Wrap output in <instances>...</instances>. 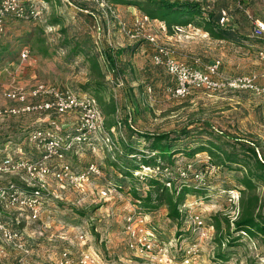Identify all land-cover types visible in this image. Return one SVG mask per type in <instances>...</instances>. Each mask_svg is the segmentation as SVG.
<instances>
[{
	"label": "rangeland",
	"instance_id": "obj_1",
	"mask_svg": "<svg viewBox=\"0 0 264 264\" xmlns=\"http://www.w3.org/2000/svg\"><path fill=\"white\" fill-rule=\"evenodd\" d=\"M35 1L44 7L41 19L25 21L6 16L0 24V106L16 104L4 98L9 88L16 87L24 92L35 83H46L95 96L81 88L88 80L87 65L82 56L71 61L67 59L69 47L62 46L65 39L87 42L93 46L95 53L106 48L115 53L119 49L141 44L133 54L126 52L117 57V72L125 85V93L116 92L114 95L109 86V91L100 93V96L105 100L111 96L114 98L121 119L128 118V107L132 108L131 125L139 132H177L185 127L192 130L187 138L174 143L171 150L177 153L172 156V162L163 160L167 170L160 179L165 180L169 173L168 177L174 178L176 182L178 168L191 164L192 170L205 173L206 187L185 197L184 202L192 206L183 216L198 214L208 225L211 217L217 213L234 219L239 198V191L235 188L238 186L236 176L242 175L244 170L226 171L210 167L207 163L208 153L189 155L187 152L207 142L229 152L230 149L224 143L239 138L258 143L260 152L264 153V95L194 91L186 99L172 100L165 94V87L171 80L162 68L151 63L152 48L142 37L150 34L158 45L174 50L176 47L175 52L184 61L199 58L204 65L219 60L220 72L224 76L255 74L258 85L264 87V60L258 55L259 50L264 52V38L250 37L251 23L244 12L249 11L252 17L264 20L259 3L256 0H188L199 2L206 17L209 14L217 17L221 9H228L237 33V42L233 43L213 40L209 36L203 38L204 31L196 23L181 33H169L167 29H161L160 21L151 23L140 32V40L133 41L120 31L118 24H124L129 29L133 27L140 15L133 6L116 4L115 0ZM54 20L60 21V24H53ZM196 22L199 23V20L196 19ZM63 28L66 29L65 33L61 32ZM23 49L29 53L25 60L20 58ZM100 67L106 77V69ZM147 87H151V93L146 92ZM37 115L0 118V159L4 155L25 159H30L27 156L30 154L34 158L39 156L35 147L27 142L28 128L24 129L35 116V120L44 116ZM70 118L73 116L59 118L68 130L75 124V120L67 122ZM205 131L214 134H205ZM7 143L9 147L5 149ZM147 143L123 128V137L115 140L117 151L113 147H105L100 139H93L89 145H76L64 161L75 171H81L94 163L99 167L101 176L83 192L69 187L61 189L55 181H50L39 220L26 224L19 217L29 251L24 257V264H55L64 249L69 250L75 258L82 252L95 253L98 255L96 264H180L185 259L187 249L192 247L196 251L193 264H264V250L255 240L244 236L238 246L233 248L225 243L221 251L227 253L228 258L227 261H221L216 258L218 249L213 244V237L210 240L200 239L186 220L177 228L175 223L167 219L165 208L149 214L138 205L129 188L146 191L145 181L117 182L121 177L111 162L116 159L117 153V162L122 163L123 160H119L123 156L120 151L125 153L128 145L132 153H139ZM18 147L22 148L21 152ZM144 173L142 171V177L148 176ZM9 181L22 184L17 175H0V185ZM185 183L193 185L190 175ZM108 184L121 185V189L117 188L110 198L102 200L93 190L94 186ZM256 193L264 209L263 184L256 183ZM7 215L4 214L5 217ZM10 215L16 216L17 213ZM139 215L150 217L146 229H155L158 242L168 249L166 256L156 251L152 253L155 258H146L127 248L124 230L127 220ZM33 231H40L41 235H32ZM80 234L85 236L86 245L79 241ZM22 258L23 255L5 246L0 253V264H21Z\"/></svg>",
	"mask_w": 264,
	"mask_h": 264
},
{
	"label": "built area",
	"instance_id": "obj_2",
	"mask_svg": "<svg viewBox=\"0 0 264 264\" xmlns=\"http://www.w3.org/2000/svg\"><path fill=\"white\" fill-rule=\"evenodd\" d=\"M264 13V0H256ZM39 3V2H38ZM35 0H0V24L6 16L25 21H37L41 19L44 7L39 6ZM251 23L250 37L253 39L264 38V21L256 19L247 13ZM157 20H150L146 16L139 15L131 29L124 24H119L120 31L129 39L138 41L139 34L151 23ZM219 25L222 27L231 26V16L227 9H221L219 13ZM233 26V25H232ZM161 29L166 30L162 23ZM187 26H173V33H181ZM205 36H208L205 33ZM146 44L150 45L151 63L155 67H161L169 76L171 83L165 87V94L172 100H183L188 98L194 91L209 93L220 92H249L253 95H264V87L258 85L255 74L224 76L220 72V63L213 61L202 65L199 58H193L190 62L181 60L174 49L157 44L155 37L146 34L142 37ZM28 51L23 49L20 54L21 60L28 58ZM260 59L264 60V52L258 51ZM100 64L106 69L105 81L116 92L125 93V85L117 69L109 66L105 56L100 54ZM151 93V87L146 88ZM4 98L15 105L0 106V118L19 117L25 114L45 115V127L37 128L28 134V142L39 152L36 160L24 158H12L8 155L0 160V175H17L21 178L22 184L9 181L0 185V253L5 246L14 252L23 255L20 260L24 264V257L28 255V245L21 223H34L39 220L44 198L48 192L50 181L64 189L66 187L83 192L90 187L95 179L100 178L101 171L94 164H88L83 170L75 171L64 161L65 156L74 147L92 144L93 139H100L105 147H112L117 151L115 140L123 137L124 125L118 120L115 127L109 131L105 128L104 117L99 109L96 99L88 94L76 93L68 89H60L46 83H37L28 91L19 88H10L4 93ZM72 115L75 124L70 130L66 124L61 123L63 116ZM117 120V118H116ZM133 120V109L128 107V123ZM155 153H151V156ZM145 175H161L163 171L141 167ZM142 171L134 172V175H142ZM169 175V173H168ZM166 174V176L168 177ZM191 176L195 190H202L206 187L205 173L192 170V165L187 164L178 168L177 176L185 183L188 176ZM166 177V178H167ZM170 177V176H169ZM170 187V182L166 183ZM117 187L108 184L107 186H94L96 194L102 200L110 198L116 193ZM191 203H183L179 207L181 215H185L191 208ZM16 212L17 215H10ZM4 214H8L7 217ZM12 216V217H11ZM24 221L21 222L19 219ZM197 232L200 239L210 240L214 237L212 225L205 223L198 214L183 216ZM127 220L125 226L127 248L138 256L155 258L158 251L166 256L168 249L158 242L155 236V229H146L150 217L137 216ZM41 235L40 231H33L32 235ZM80 242L86 245L85 236H78ZM194 247L188 248L185 252V259L180 264H193L195 257ZM195 251V252H194ZM150 253V255H148ZM194 256V257H193ZM55 264H96L98 255L91 252H82L78 258L71 255V252L64 249L60 252ZM37 264V263H35Z\"/></svg>",
	"mask_w": 264,
	"mask_h": 264
},
{
	"label": "trees",
	"instance_id": "obj_3",
	"mask_svg": "<svg viewBox=\"0 0 264 264\" xmlns=\"http://www.w3.org/2000/svg\"><path fill=\"white\" fill-rule=\"evenodd\" d=\"M114 2L137 8L140 15L163 23L169 33L173 32V26H187L188 24L196 23L213 40L237 42V33L232 25L226 27L219 25L220 11L217 17L211 14L206 17L202 11V5L196 1L115 0ZM79 9L82 8L79 7ZM196 19L199 20V23L196 22ZM53 24L58 25L60 21L54 20ZM61 32L65 33L66 29L63 28ZM62 44L64 48L69 47L67 53L69 61L78 56L83 57V62L87 65L88 69V80L81 88L95 95L93 97L96 99L99 109L103 114L105 128L109 131L116 126L119 120L124 125V128H127L132 133V136H137L143 139L144 142H148L144 147L145 149H141V151H138L139 153H132L130 145L126 147L125 153L120 151V155L123 156L121 157L122 159H119L120 157L118 159L120 161L123 160L122 163L117 162V153L115 154L116 159L111 162V166L119 171L121 178L117 182L123 183L125 180L140 182L144 180L147 186L146 191H138L135 187L129 188L130 193L134 196V200L149 214L155 213L160 208H165L167 219L175 223L177 228H180L185 218L180 214L179 207L184 203L186 196L194 195L197 190L179 178L175 182V179L172 177L162 180L159 174L142 177V175L135 176L134 172L141 171L142 166L149 169H157L159 172L165 168L167 169V166L163 164V160L166 159L170 162L172 156L177 153V151L171 150L175 145L174 143L181 138H187L193 131L185 127L183 130L177 132H139L131 125L132 122L128 123V118L121 119L119 117L118 105L112 96L107 100L100 96V93L109 91V85L106 83L105 76L101 72V64L99 63L100 54L105 56L111 68L117 69L118 55L126 52L133 54L141 44L119 49L115 53L108 48L95 53L93 46L82 41H69L65 39ZM205 134L214 133L212 131H205ZM224 145L230 149L229 152L211 142H207L203 146H198L188 152L185 151L189 155L202 152L208 153L207 163L209 162L208 165L210 167L226 171H240L241 168L244 170L242 175L236 176L238 186L235 188L239 191V198L235 218L231 219L228 215H222L221 213H217L211 217L210 225H212L215 232L213 244L218 249L216 258L221 261H227L228 258L227 253H222L221 251L222 245L226 243L229 248L236 247L244 236L258 242L264 250V209L256 193V183L264 185V153L260 152V145L258 143L250 140L237 138L230 143H224ZM151 153L155 154L151 156ZM137 156L140 157L137 159ZM167 182H170V187L166 186ZM115 186L121 189V185L115 184Z\"/></svg>",
	"mask_w": 264,
	"mask_h": 264
},
{
	"label": "crops",
	"instance_id": "obj_4",
	"mask_svg": "<svg viewBox=\"0 0 264 264\" xmlns=\"http://www.w3.org/2000/svg\"><path fill=\"white\" fill-rule=\"evenodd\" d=\"M228 10V9H227ZM229 11V10H228ZM244 12H245V14H247L249 11H246V10H244ZM255 18V17H254ZM256 19H258V18H256ZM260 20H262V19H260ZM262 21H264V20H262ZM234 28V27H233ZM205 33H203V38H207L208 36H205ZM176 41V40H175ZM175 50L177 51V49H176V47H175ZM259 51H262V50H259ZM177 54V53H176ZM177 56H178V54H177ZM179 57V56H178ZM217 62H219L220 63V68H221V62L219 61V60H216ZM211 62H213V61H211ZM159 68H161V67H159ZM163 69V68H162ZM164 70V69H163ZM165 71V70H164ZM166 73V72H165ZM35 84H37V83H35ZM34 86V85H33ZM32 86V87H33ZM31 87V88H32ZM11 88H16V87H11ZM30 88V89H31ZM10 89V88H9ZM34 115V114H33ZM38 116V115H37ZM36 119V116L33 118V120H32V122L29 124V125H27V126H25L24 127V129L25 130H27V128H28V134L31 132V131H33V130H35V129H37V128H41V127H39V126H43V125H45L46 124V118H45V115L44 116H41V118H37V120H35ZM68 121V123H70V120H74L73 118L71 119H67ZM40 123H44V124H40ZM31 126H32V128H31ZM28 134H27V137H26V139L28 140ZM28 142V141H27ZM8 144L9 143H7L6 145H5V149L6 148H8L9 146H8ZM21 148V147H20ZM20 148L18 147V149H19V152H21V150H20ZM22 149V148H21ZM28 156V158H30V159H27V160H31V161H33V160H36L37 158L35 157H33L32 156V154H30V155H27ZM3 157H5V155L3 156ZM18 158H24V157H21V156H15V159H18ZM25 159V158H24ZM1 160V159H0Z\"/></svg>",
	"mask_w": 264,
	"mask_h": 264
}]
</instances>
